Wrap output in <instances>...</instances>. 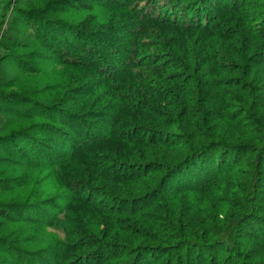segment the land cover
I'll use <instances>...</instances> for the list:
<instances>
[{"label": "trees", "instance_id": "obj_1", "mask_svg": "<svg viewBox=\"0 0 264 264\" xmlns=\"http://www.w3.org/2000/svg\"><path fill=\"white\" fill-rule=\"evenodd\" d=\"M39 3L0 39V264H264V0Z\"/></svg>", "mask_w": 264, "mask_h": 264}, {"label": "rangeland", "instance_id": "obj_2", "mask_svg": "<svg viewBox=\"0 0 264 264\" xmlns=\"http://www.w3.org/2000/svg\"><path fill=\"white\" fill-rule=\"evenodd\" d=\"M43 4L39 3V0H0V20L3 23L0 25V39L3 36V31L7 27L8 24V17L11 13L16 11L18 6L27 9L28 7H40ZM41 6V7H42ZM23 35V34H22ZM23 43L25 44L28 40L25 35L22 36ZM16 81H21L22 78L18 79L17 76L15 77Z\"/></svg>", "mask_w": 264, "mask_h": 264}]
</instances>
